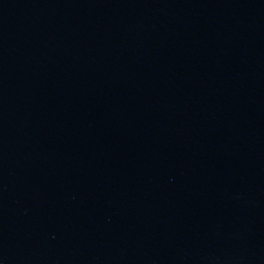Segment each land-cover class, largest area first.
<instances>
[{
  "label": "water",
  "instance_id": "1",
  "mask_svg": "<svg viewBox=\"0 0 264 264\" xmlns=\"http://www.w3.org/2000/svg\"><path fill=\"white\" fill-rule=\"evenodd\" d=\"M0 264H264V0H0Z\"/></svg>",
  "mask_w": 264,
  "mask_h": 264
}]
</instances>
